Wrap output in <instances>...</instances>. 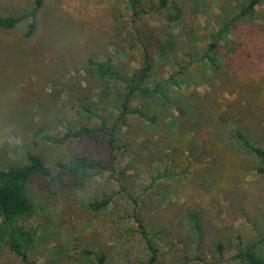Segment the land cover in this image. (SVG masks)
<instances>
[{"label": "rangeland", "instance_id": "obj_1", "mask_svg": "<svg viewBox=\"0 0 264 264\" xmlns=\"http://www.w3.org/2000/svg\"><path fill=\"white\" fill-rule=\"evenodd\" d=\"M240 2L247 0H177L180 18L169 21L172 8L156 10L157 0H44L31 36L25 35L28 20L0 29V168L18 165L28 151L52 167L86 155L104 168L83 186L68 174L55 181L30 178L34 212L19 223L35 235L34 264H92L87 249L103 251L105 264H148L151 253L134 212L157 247L154 264H243L233 258L237 237L247 244L264 236V178L253 158L233 147L231 132L240 127L264 147V0L220 41L216 66L195 62L189 81L171 89L190 99L205 124H181L173 106L148 109L156 115L151 123L131 115L115 159L101 131L64 144L38 133L98 126L100 119L82 114L81 104L104 116L115 112L100 103L89 57L111 58L126 74L142 66L147 48L154 61L151 85L188 58H202L218 28L216 16L225 9L234 15ZM33 3L0 0V15L24 13ZM170 40L176 49L159 56L160 44ZM108 195L112 200L101 211L88 205ZM189 212L200 216L201 237ZM5 263L24 264L8 248L0 255Z\"/></svg>", "mask_w": 264, "mask_h": 264}, {"label": "trees", "instance_id": "obj_2", "mask_svg": "<svg viewBox=\"0 0 264 264\" xmlns=\"http://www.w3.org/2000/svg\"><path fill=\"white\" fill-rule=\"evenodd\" d=\"M261 2L262 0L240 2L238 11L234 15L229 16L230 12H227L226 9L224 15H217L218 28L210 32L211 39L202 58H188L185 64L179 66L174 73L153 81L151 85L147 84V79L154 67V61L147 48L144 49L142 66L126 74H122L116 69L111 58L89 57L87 69L93 78L101 84L103 101L100 103L101 105H105V103L112 105L115 112H111L109 116H104L94 112L89 104H81L79 110L82 114L89 118L98 117L100 119L98 126H91L86 123L77 127L68 125L63 134L57 136L46 134L44 129L38 133L48 141L64 144L74 139L92 137L96 132L101 131L107 136L106 141L112 159H115L113 152L124 146L118 143L122 127L127 124L131 115H136L151 123L154 122L156 115L150 117L148 109L173 106L181 115V124H188L194 128L205 124V121H202L201 117L194 113L193 103L190 99L179 92L172 93L171 89L174 85L189 81L187 74L190 67L196 64L195 62L202 60L204 66L208 64L212 67L216 66L213 54L217 51L220 41L228 36L231 27L237 21L252 15L256 6ZM43 3L44 0H34L31 8L24 13L0 15V29H13L21 22L28 20L25 35L31 36L37 27V15ZM167 8H172V11L167 15L169 21L180 18L182 8L177 0H157L156 10L160 11ZM137 11L136 13L140 12ZM159 47L158 55L161 57L176 49L173 40L161 43ZM184 54L189 56L190 53L184 51ZM231 141L237 151L246 153L253 158L255 173L264 178V147L255 143L252 137L240 127L234 128L231 132ZM103 171L104 168L101 164L93 159H88L86 155H76L70 162L57 160L52 167L31 151L23 156L18 165L0 168V255L4 248H8L19 256L24 264H34L29 259V250L34 245L35 235L30 228L19 223L21 220H26L34 212V201L27 191L28 182L33 175L39 174L47 180L55 181L68 174L73 176L77 185L83 186L92 173L101 174ZM161 175L166 174H159L157 177ZM111 200L112 196L108 195L100 200L90 201L88 205L94 211H101L108 206ZM133 215L146 247L151 253L148 264H154L157 260V247L147 235L138 214L134 212ZM187 218L190 220L193 229L201 237L202 222L199 214L189 212ZM263 240L264 236L260 235L258 240L244 244L242 237L238 236L237 251L233 258L243 264H264V248L261 246ZM223 247L222 241L216 243V250L221 255ZM85 252L93 260L92 264H105L106 255L103 251L87 249Z\"/></svg>", "mask_w": 264, "mask_h": 264}]
</instances>
